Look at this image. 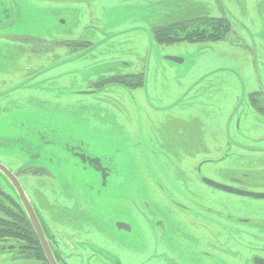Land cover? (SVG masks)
Wrapping results in <instances>:
<instances>
[{
    "label": "rangeland",
    "instance_id": "374dc122",
    "mask_svg": "<svg viewBox=\"0 0 264 264\" xmlns=\"http://www.w3.org/2000/svg\"><path fill=\"white\" fill-rule=\"evenodd\" d=\"M225 12L231 29L217 41L161 46L149 32L152 25L171 17ZM29 37H81L94 44L78 52L62 48L61 56L46 62L34 78L24 80L29 77L30 64L29 50L22 47L30 46L25 43ZM132 48L148 51L145 92L135 97L120 85H97L103 76L114 73L112 68L120 69ZM111 53L121 59L118 65ZM165 56L181 58L182 63L168 62ZM20 80H24L22 85L17 84ZM227 88L234 95L240 94V102L245 100L239 107L243 134L239 131L237 138L244 144L242 154L223 162L222 158L214 160L201 168L202 173L223 185L233 184L230 177H239L243 181L240 189L263 193L264 126L262 116L250 113L247 92L264 91V0H0V163L12 173L37 166L56 176L31 177L29 171H23L17 178L48 238L67 231L75 236L73 242L81 241L83 236L77 235L80 230L99 238V246L91 252L105 258L85 257L75 264H137L154 254L148 245L151 240L144 235L150 231L146 221L167 223L158 205L174 199L191 212L201 208L198 214L211 209L212 222L222 223L225 232L232 231L223 233L217 225L211 227L216 244L226 239L227 251L223 252L234 256L231 261L224 255L228 264H249L252 256L264 254V242L255 241L256 237L264 238V199L228 194L200 183H193L186 192L170 179L191 178L186 169L191 172L192 166L177 164L180 160L173 154L160 152L169 145L184 147L182 138L178 140V128L187 126L190 117H201L203 126L210 124L207 114L220 109L210 98L218 96L222 101ZM159 93L158 111H153ZM198 96L199 104L194 102ZM127 127H147V141L136 131L127 134ZM151 131L159 132L162 139L151 141ZM148 177L157 178L164 192L153 188ZM0 186L16 197L1 174ZM147 203L149 208H145ZM92 207L105 209L103 216L95 212V219L110 218L115 228L117 222H125L132 227L131 232H113L109 224L97 221L96 230L93 215L83 213ZM172 213L186 228L176 224L171 236L162 238L164 247L171 253L183 251L182 241L197 244L199 250L204 248L210 229L195 227L184 212ZM235 218L250 220L240 223ZM103 229L111 231L108 240ZM105 242L121 255L102 250ZM155 249L160 253V242ZM80 250L87 251L86 246L81 245ZM6 255L9 253H0V264H6L1 261ZM204 261L227 264L220 258L208 261L199 257L191 264ZM19 263L37 264L28 260Z\"/></svg>",
    "mask_w": 264,
    "mask_h": 264
},
{
    "label": "flooded vegetation",
    "instance_id": "af4514ba",
    "mask_svg": "<svg viewBox=\"0 0 264 264\" xmlns=\"http://www.w3.org/2000/svg\"><path fill=\"white\" fill-rule=\"evenodd\" d=\"M222 3V2H219ZM221 18L220 26L224 25H230V18L225 13H221L218 16H207V15H195L187 13L185 17L182 18H176L171 17L169 21L161 22L154 24L150 27V35L152 39L161 46H170V45H178L181 44L184 41H177L172 43H161L158 42L154 36L156 33V30L159 28L164 27H178L180 23H189V30L192 29V32L194 34L195 30L197 28V21L203 20L206 21L209 18ZM231 29V26H230ZM229 29V30H230ZM211 32V31H209ZM175 33H173L174 35ZM176 34L179 35V31L176 32ZM29 42L28 45L30 46H24L22 49L29 50V59L27 60V63L30 64L29 73L27 76H29L26 79L34 78L37 74H39L42 70H44V64L49 61H53L57 59L59 56H61V53L59 52L62 48H65L67 51L71 52H78V51H84L86 49H89L91 46H93V42L84 40L81 37L71 39H50V40H44L40 38H33L29 37L25 40V43ZM187 42H197V41H187ZM182 43V44H183ZM185 44V43H184ZM14 54L19 55V52H15ZM112 57V60L115 62V64H119L121 59L116 57L115 53L110 54ZM129 59L127 61H122L118 67L120 69L112 68L111 71H114L113 74L110 76H103L101 78V81L99 84L100 87H103L108 84H116L123 87H126L132 91L134 96L136 97L137 94L142 95L145 92L146 87V73H147V65H148V51L147 49H142L140 52L134 51L133 48L131 50H128ZM20 56V55H19ZM166 61L171 62L173 64L176 63H182L181 58L173 57V56H165L164 57ZM23 81H19L17 84H23ZM21 88H26L25 86H22ZM226 96H222L223 100L220 101V99H217L218 96L212 97L210 99H213L214 102H216L220 109H216V111H212L211 114H207V120L210 122V124L203 126V122L200 120V118L192 116L188 120V125L183 126L181 128H178V140H181L185 144L184 147L180 146H168L163 147L160 149V152L162 153H168L173 154L177 160H180V165H189L191 167V172L188 171V175L190 177H182L181 180H179L176 177H172L171 182H173L174 186L177 187L180 186L181 189H185L184 191L190 192L193 187V183H200L206 186H209L215 190L222 191L224 193L233 194L241 197H248L252 199H264V192L263 193H255L246 191L243 189H240L239 183H243L242 180L239 179V177H230L231 183L233 184H227L223 185L226 187H230L235 191L239 192H231L222 190L219 188H216L210 184H208L207 180H213L212 177L208 174H203L202 167L210 162H213L214 160L222 158V162L226 161L227 158H235L239 157L242 153L243 145L242 142L239 140L237 141V138H239V131L241 132V114L239 112V107L242 105L243 100L240 102V94L234 95L232 93V89L227 88L226 89ZM247 107H250L251 114L253 117L262 116L260 121L262 120L263 126H264V91L261 89H254L252 91L247 92ZM159 95L154 99L153 101V107L151 110L158 111L157 107H159L158 98ZM197 104L201 103V100L198 96L194 100ZM245 102V100H244ZM173 116H175V112L172 113ZM151 127L157 126V124L150 123ZM128 130L125 131L127 134H130L133 131H136L140 134L142 140L147 141V137L149 135V132L146 128H134L127 127ZM159 129V128H157ZM242 133V132H241ZM243 134V133H242ZM151 141L155 142L158 139H162L160 136V133H153L151 131L150 133ZM128 137V136H127ZM240 138H243L240 134ZM128 140L132 141V138H128ZM242 145L239 146L238 144ZM182 150V151H181ZM213 151V152H212ZM81 156V155H79ZM82 157V156H81ZM156 160V156H155ZM26 172L29 171V174L31 177H56L53 175L50 171H48L46 168L43 167H37V166H31L29 169L27 167H22L21 169H18L17 171H14V175L16 177H19L20 172ZM250 176L245 175L244 177ZM206 177V178H202ZM242 177V178H244ZM164 178V177H163ZM147 179H150V181L153 183V188L155 187L159 192H164V187L159 183L158 179L154 177H148ZM156 184V185H155ZM238 185V186H237ZM178 187V188H180ZM176 188V187H175ZM175 191V190H174ZM176 194H179L177 192ZM164 201V199H163ZM179 200H171L166 204H159L158 208L161 210V213L164 215L167 223L165 221H158L157 225H153L152 223L146 221L149 224L150 231H144V235L147 236V240H151V250H154L155 253L137 261V264H191L193 259H205L208 261H214L215 258L222 259L225 263L228 264V260L224 259V255H228L227 253L223 251H227L226 248V239L222 241L219 245L216 244L214 239L211 237V230L212 225H217L221 232L228 233L232 231L225 232L222 228L223 225L220 222H212L213 217L209 213L211 209H208V212L202 213L199 212L201 208L199 209H192L194 212H191V210L187 209L186 206L179 203ZM0 253H9V255H6L4 258L1 259L2 262L6 264H20L19 262L23 261H33L37 264H50L47 258H38L36 253V246H35V239L31 238L28 234L26 235L24 232L23 237H20L21 234V221H20V211L19 207L12 201V196L5 192L4 188L0 186ZM94 207V206H93ZM92 207V211L88 209V212L83 211L85 214H92V220L95 221L93 224V228H96V221L98 223H105L109 224L111 231H124V233L131 232L132 227L122 221H119L116 223L115 228L112 224L113 221L109 219L101 218L105 214L104 208L95 209ZM150 205L147 203L145 205V208H149ZM141 208V207H140ZM5 210L6 213L5 214ZM141 210L146 214V211L141 208ZM157 210V209H156ZM100 211L101 216L98 219H95L94 213ZM158 211V210H157ZM173 211H180L184 212L189 216V218L192 220L190 221L192 225L195 227H204L209 228L210 232L208 233V237L206 236L203 243L205 244L204 248H200L197 246V244H183L182 241H179V245L183 247V251H177V252H169L167 248L163 245V237L171 236V233L176 228V224H178L182 229L186 228L185 224L181 222L178 217L173 214ZM160 212V211H159ZM198 214V215H197ZM226 217H230V214H225ZM198 217H204L203 219H200ZM89 219V218H88ZM238 222H249L250 219H244V218H235ZM7 222V223H6ZM4 225H1L3 224ZM6 229V232L4 230ZM111 231L104 229L102 232H104V237L108 240L109 237H111ZM34 232V230H33ZM45 232V230H44ZM88 233V234H87ZM261 234L262 231H259ZM35 234V232H34ZM85 234H87L85 236ZM91 234V233H90ZM89 232H82L81 230L79 233H77L78 236H83V240L76 241L75 236L71 232L62 231V233L56 234H50V238H48L47 234L46 238L48 241V244L50 246L51 252L54 257V261L56 264H75L76 261H83L85 257H87V260L89 258H92L94 256H98L100 259L105 258L102 254H97L96 251H92V249L95 246H99V238L96 240L92 237H90ZM263 234V233H262ZM36 236V234H35ZM260 236V235H259ZM28 237V239H27ZM149 237V238H148ZM38 240V239H37ZM146 240V241H147ZM156 240H159L160 242V253L157 254L156 252V246L159 244L155 243ZM219 240V239H217ZM255 241H258L259 243L264 242V238L262 237H256ZM100 243V242H99ZM105 247L102 250H106L112 255H115L116 257H119L121 255V251L113 252L111 245L107 242L104 243ZM103 244V245H104ZM86 246V250H80V246ZM108 245V246H106ZM147 247V242H146ZM100 248V247H99ZM187 249L190 251L187 252ZM220 252H218V250ZM260 250V249H259ZM264 252V249H261ZM4 251V252H3ZM81 251V252H80ZM90 251V252H89ZM257 257L252 256L251 260H247V262L250 264H264V254H256ZM259 255V256H258ZM222 256V257H221ZM230 260L234 258V256L230 257ZM243 258V257H241ZM103 260V259H102ZM205 264H207V261H204ZM193 264V263H192Z\"/></svg>",
    "mask_w": 264,
    "mask_h": 264
},
{
    "label": "trees",
    "instance_id": "16d2710c",
    "mask_svg": "<svg viewBox=\"0 0 264 264\" xmlns=\"http://www.w3.org/2000/svg\"><path fill=\"white\" fill-rule=\"evenodd\" d=\"M220 22H221V18H215V17L209 18L206 21L198 20L197 28L195 30L196 34L192 32V29L189 30V28H192L189 27V23H180V25L175 28L169 26L164 28H159L156 30L154 36L156 40L161 43H172V42L184 41V40L185 41H217L219 39H222L230 29V25L220 26ZM177 31H179V35L176 34ZM173 33L175 34L173 35ZM12 201L19 207V211H20V221H21L20 237H23V233L26 232L25 233L26 235L28 234L31 238H34L36 242L35 246H36L37 256L38 258H43L44 255L42 249L27 219L26 214L24 213L22 207L19 205L18 201L14 199V197H12ZM5 214H7L6 210H5ZM1 225H4V223ZM4 232H6V229L4 230Z\"/></svg>",
    "mask_w": 264,
    "mask_h": 264
},
{
    "label": "water",
    "instance_id": "95a60500",
    "mask_svg": "<svg viewBox=\"0 0 264 264\" xmlns=\"http://www.w3.org/2000/svg\"><path fill=\"white\" fill-rule=\"evenodd\" d=\"M0 174L2 177H4V179L6 180L7 183H9V185L11 186L12 190L15 193V198L18 201L19 205L22 207L24 213L27 216V219L32 227V229L34 230L36 237L38 239V243L43 251V254L45 255V257L47 258V260L49 261L50 264H56V262L54 261V257L53 254L51 252L50 246L48 244L45 232H44V228L37 216V213L24 189V187L22 186V184L20 183V181L18 180V178L14 175V173H12L7 167H5L3 164L0 163ZM208 184L222 189V190H226V191H231V192H239V191H235L230 187H226L223 186L221 184H218L214 181H210L207 180Z\"/></svg>",
    "mask_w": 264,
    "mask_h": 264
}]
</instances>
